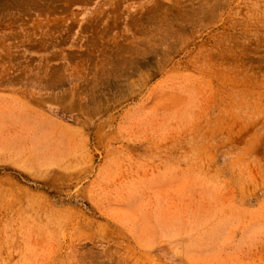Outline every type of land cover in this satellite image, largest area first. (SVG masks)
<instances>
[{
    "label": "rangeland",
    "instance_id": "obj_1",
    "mask_svg": "<svg viewBox=\"0 0 264 264\" xmlns=\"http://www.w3.org/2000/svg\"><path fill=\"white\" fill-rule=\"evenodd\" d=\"M0 264H264V0H0Z\"/></svg>",
    "mask_w": 264,
    "mask_h": 264
}]
</instances>
